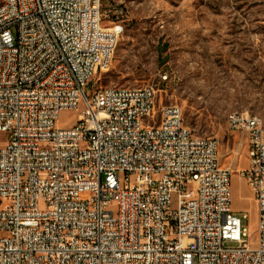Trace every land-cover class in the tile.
<instances>
[{"label":"built area","instance_id":"built-area-1","mask_svg":"<svg viewBox=\"0 0 264 264\" xmlns=\"http://www.w3.org/2000/svg\"><path fill=\"white\" fill-rule=\"evenodd\" d=\"M121 29L101 0H0V264H264L262 119L228 120L246 134L252 232L218 139L180 105L89 87Z\"/></svg>","mask_w":264,"mask_h":264},{"label":"rangeland","instance_id":"rangeland-1","mask_svg":"<svg viewBox=\"0 0 264 264\" xmlns=\"http://www.w3.org/2000/svg\"><path fill=\"white\" fill-rule=\"evenodd\" d=\"M101 12L103 26L123 29L89 87L153 85L160 103L180 105L194 134L218 139L232 206L247 211L242 224L253 232L255 201L237 172L247 166L246 134L228 116L248 112L264 124V0H101ZM78 113L61 111V124Z\"/></svg>","mask_w":264,"mask_h":264},{"label":"bare ground","instance_id":"bare-ground-1","mask_svg":"<svg viewBox=\"0 0 264 264\" xmlns=\"http://www.w3.org/2000/svg\"><path fill=\"white\" fill-rule=\"evenodd\" d=\"M247 114V116H250V118H259L257 115H252V114H250V113H246ZM236 115V113H232V114H230L229 116H228V120H233L234 119V116Z\"/></svg>","mask_w":264,"mask_h":264}]
</instances>
